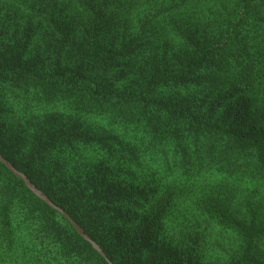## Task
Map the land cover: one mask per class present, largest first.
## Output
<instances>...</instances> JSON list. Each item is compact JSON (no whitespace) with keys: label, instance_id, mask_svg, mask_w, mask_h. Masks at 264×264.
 Segmentation results:
<instances>
[{"label":"trees","instance_id":"1","mask_svg":"<svg viewBox=\"0 0 264 264\" xmlns=\"http://www.w3.org/2000/svg\"><path fill=\"white\" fill-rule=\"evenodd\" d=\"M0 155L105 254L0 162V264H264V0H0Z\"/></svg>","mask_w":264,"mask_h":264},{"label":"water","instance_id":"2","mask_svg":"<svg viewBox=\"0 0 264 264\" xmlns=\"http://www.w3.org/2000/svg\"><path fill=\"white\" fill-rule=\"evenodd\" d=\"M0 162L16 177L21 178L26 187L28 189H30L37 197H39L41 200H43L46 204L50 205L51 207H53L55 210H57L58 212H60L68 221L69 223L74 227V229L77 231V233L83 237L85 240L89 241L92 246L99 252V254L103 257H105L104 252L102 251V249L95 243L93 242L90 237L87 235V233H85L83 231V229L77 224L75 223V221L73 219L70 218V216L63 211L61 208L57 207L56 205H54L49 198L42 193V191H40L39 189L36 188V186L29 180V178L26 177V175L17 170L7 159H5L2 155H0ZM107 261L109 262V264H111V262L107 259Z\"/></svg>","mask_w":264,"mask_h":264},{"label":"rangeland","instance_id":"3","mask_svg":"<svg viewBox=\"0 0 264 264\" xmlns=\"http://www.w3.org/2000/svg\"><path fill=\"white\" fill-rule=\"evenodd\" d=\"M125 25H126V21L125 20H123L122 21V27L120 26V27H118V29H119V31H120V33L122 32V31H125ZM132 32H133V30H132ZM212 229V231L214 232V233H217L218 232V228L217 227H213V228H211ZM215 255H217V252L214 250V251H212ZM211 253V252H210ZM167 255H172V254H170V252L167 254ZM156 259V261L157 262H159L160 261V259H161V256H157L156 258H154V260ZM157 264H159V263H157ZM202 264H206V263H202Z\"/></svg>","mask_w":264,"mask_h":264}]
</instances>
